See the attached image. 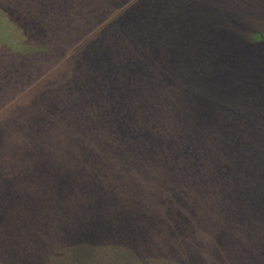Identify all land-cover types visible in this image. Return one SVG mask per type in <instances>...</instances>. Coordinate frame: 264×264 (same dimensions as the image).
I'll list each match as a JSON object with an SVG mask.
<instances>
[{"label": "trees", "instance_id": "16d2710c", "mask_svg": "<svg viewBox=\"0 0 264 264\" xmlns=\"http://www.w3.org/2000/svg\"><path fill=\"white\" fill-rule=\"evenodd\" d=\"M125 1L51 0L47 8L64 10L61 32L54 46H47L51 51L45 53L46 46L39 45L43 30L32 21L31 36L6 44L26 67L16 82L42 74L53 58L58 67L41 81L75 78L79 99L76 107L73 95L53 120L40 117L14 139L7 129L0 132L6 148L0 160H16L19 168L18 161L33 147L44 153L47 149L48 172L63 187L59 195L47 187L46 206L28 207L21 199L10 213L2 207L5 193L1 194L0 264H45L55 248L75 252L78 242L83 243L79 254L69 259L56 254L53 264H126L142 237L135 233L138 190L128 186L133 173L165 176L172 168L190 176L200 172L205 116L220 113L227 104L239 112L241 98L235 95L241 91L235 89V76L223 68L220 58L236 53L239 88L264 92V0H235L233 9L206 0L214 9L207 15L171 10L161 15L153 13L154 4H148L144 13L142 7L154 0H135L118 11ZM107 18L81 47L73 48ZM219 40L236 44L220 47ZM21 42H26L25 48L30 42L31 61L19 52ZM69 49L70 56L62 61ZM43 54L47 58H41ZM28 71L33 72L29 78ZM72 115L83 124L79 132L66 129ZM21 119L29 121L26 113L14 121ZM55 142H69L62 160L55 157L58 150L49 154ZM8 175L19 182L16 173ZM28 233L42 246L36 257ZM49 243L55 244L54 251L47 250Z\"/></svg>", "mask_w": 264, "mask_h": 264}, {"label": "rangeland", "instance_id": "374dc122", "mask_svg": "<svg viewBox=\"0 0 264 264\" xmlns=\"http://www.w3.org/2000/svg\"><path fill=\"white\" fill-rule=\"evenodd\" d=\"M49 1L0 0V132L7 129L13 139L17 133L35 126L40 117L46 122L53 120L58 112L69 106L73 95L76 107L78 104L75 78L71 81L56 78L58 82L55 83L53 80L41 81L51 77L50 72L58 67L59 63L53 58L50 62L48 59L49 67L41 70L42 74L16 82V76L22 75L26 67L16 56L18 52L6 44H15L19 36L23 39L31 36L29 24L32 21L43 30L38 37L39 45L46 46L43 48L45 53L51 51L47 46H54L53 41L61 32L59 18L64 10L47 8ZM56 1L61 0H53L58 3ZM134 1L123 2L118 11ZM214 1L220 7H236L235 0ZM148 4H154L153 13L161 15L170 10L173 14L200 12L204 15L214 11L207 6L206 0H154L142 7L144 13ZM168 4H172L171 9ZM243 8L247 10L246 3ZM106 22L108 18L88 35L79 38L73 48L81 47ZM63 41L65 44V38ZM26 42L20 43L22 48L19 52L31 61L30 42L25 48ZM218 44L220 47L234 46L236 42L219 40ZM70 54L71 50H66L60 58L64 61ZM41 58L47 56L43 54ZM220 62L235 76L234 87L241 91V95H235L241 98L239 112L227 104L226 108L222 105L220 113L205 116V124L203 122L200 129L205 143L200 172L190 176L172 168L165 176L133 173L128 186L131 190H138L139 214L136 213L134 219L137 224L135 233L142 237L138 249L128 254L126 264H264V204L261 205L264 201V92L254 93L239 88L241 79L236 53L220 58ZM32 74L28 71L26 76L29 78ZM38 82L40 85L31 89ZM248 83L251 85V80ZM3 101L5 104L13 103L3 105ZM25 113L29 121H14L16 116ZM71 118L66 122V129L71 133L73 130L79 132L83 124L77 122L78 116L72 115ZM55 143L49 154L58 150L55 157L62 160L69 142ZM31 144L30 141L26 147L30 148ZM72 144L75 149V144ZM5 149L0 143V152ZM46 155L47 149L44 153L33 147L22 155V160L18 161L19 168L16 160H0V197L5 193L2 207L9 213L21 199L28 207L46 206L47 187L58 195L63 190L57 183L58 178L51 177L48 172ZM171 161L168 158L169 164ZM13 173L19 177V182L14 180ZM80 204L85 205V201ZM28 235L32 239L28 245L37 252L36 257L40 255L42 246L33 233ZM80 244L83 243L78 242L75 252L64 250V246L61 250L56 249L53 243L45 244L47 250L52 248L54 251L55 248L54 255L45 264H53L56 254L67 259L79 254Z\"/></svg>", "mask_w": 264, "mask_h": 264}]
</instances>
